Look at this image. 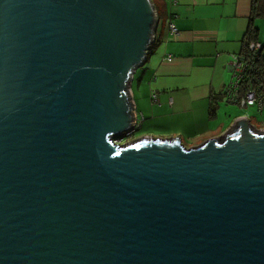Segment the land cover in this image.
<instances>
[{
  "label": "water",
  "instance_id": "1",
  "mask_svg": "<svg viewBox=\"0 0 264 264\" xmlns=\"http://www.w3.org/2000/svg\"><path fill=\"white\" fill-rule=\"evenodd\" d=\"M153 0H0V264H264V130L120 141Z\"/></svg>",
  "mask_w": 264,
  "mask_h": 264
},
{
  "label": "crops",
  "instance_id": "2",
  "mask_svg": "<svg viewBox=\"0 0 264 264\" xmlns=\"http://www.w3.org/2000/svg\"><path fill=\"white\" fill-rule=\"evenodd\" d=\"M254 1L153 0L160 22L147 60L132 79L141 120L137 139L180 137L185 146H198L222 136L240 117L264 130V106L262 111L242 108L220 96L230 80V54L243 48ZM170 21L178 28L176 34L169 31ZM253 23L264 43V15L256 16Z\"/></svg>",
  "mask_w": 264,
  "mask_h": 264
},
{
  "label": "built area",
  "instance_id": "3",
  "mask_svg": "<svg viewBox=\"0 0 264 264\" xmlns=\"http://www.w3.org/2000/svg\"><path fill=\"white\" fill-rule=\"evenodd\" d=\"M168 1L172 4L178 3V0ZM169 31L171 34L178 32L176 24L172 21L169 22ZM172 58L173 56L169 54L167 59L170 61ZM227 69L230 80L220 93L224 101L242 108L257 107L259 111H262L264 106V43L259 39L252 38L249 33L246 34L242 50L230 54ZM134 114L133 127L125 134L124 138L131 137L141 127V120L136 108ZM123 139L120 141L121 143Z\"/></svg>",
  "mask_w": 264,
  "mask_h": 264
},
{
  "label": "trees",
  "instance_id": "4",
  "mask_svg": "<svg viewBox=\"0 0 264 264\" xmlns=\"http://www.w3.org/2000/svg\"><path fill=\"white\" fill-rule=\"evenodd\" d=\"M155 5V4H154ZM156 9L157 6L155 5ZM260 15H264V0H255L254 1V5H253V13H252V17H251V22H250V26L249 29L247 31V34L249 33L252 38L254 39H259L258 38V32H257V28L254 26V18L256 16H260ZM158 19L160 22V15L158 14Z\"/></svg>",
  "mask_w": 264,
  "mask_h": 264
},
{
  "label": "rangeland",
  "instance_id": "5",
  "mask_svg": "<svg viewBox=\"0 0 264 264\" xmlns=\"http://www.w3.org/2000/svg\"><path fill=\"white\" fill-rule=\"evenodd\" d=\"M138 70H141V68H138ZM236 111H238L239 113H243V112H245L243 109L241 110L239 107H236V108H234ZM250 111H252V114H251V116L253 117V119L255 120V118L257 117V114H256V112H255V109H251ZM256 121V120H255ZM140 134V131H136L131 137H129V138H124L123 139V144H125V143H127V142H130L131 140H134V139H137ZM128 137V136H127Z\"/></svg>",
  "mask_w": 264,
  "mask_h": 264
}]
</instances>
